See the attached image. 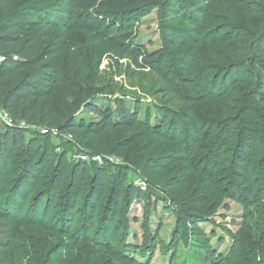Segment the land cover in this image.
I'll return each instance as SVG.
<instances>
[{
	"label": "rangeland",
	"instance_id": "1",
	"mask_svg": "<svg viewBox=\"0 0 264 264\" xmlns=\"http://www.w3.org/2000/svg\"><path fill=\"white\" fill-rule=\"evenodd\" d=\"M55 1L59 0H43L42 4ZM241 1L251 0H139L138 7L120 14L116 24L113 18L106 22L110 36L80 28L68 33L63 65L76 54L84 77L80 87L84 91L101 89L97 98L100 101L124 97L139 110L140 120L148 115V125L153 126L157 117L163 115L168 122L177 123V130L171 132L170 126L164 125L161 132L166 137L160 140L145 134L130 149L128 154L133 162L127 163L112 152L123 139L118 131L88 136L82 142L65 133L54 135V128L42 134L47 127L21 123L25 128L22 141L34 137L42 142L39 133L48 137L45 143L51 150L53 167L59 155H65V185L59 192L60 200L52 201L53 170L47 169L44 184L31 190L29 184L18 180L17 161L22 155L3 161L0 264L248 263L243 254L254 247L252 243L264 226V113L252 103L257 95L251 93V88L264 77L241 69V62L230 57V49L251 50L264 27V16L252 17L253 25L249 26L238 9ZM9 3L0 0V20L16 8ZM169 5L176 6L175 13L167 10ZM228 28L238 34L243 32L244 36L239 41L224 43L221 35ZM174 30L188 42L185 51L198 56L195 68L200 74V88L206 96L216 98L219 120L235 121V138L222 150L221 164L215 173L208 170L215 145L198 141L200 137H196L193 125L188 123L194 122L197 129H202L207 102L203 110L191 103L174 64L169 63L160 72L142 62L145 53L161 52L163 40ZM124 45L131 51L126 52ZM237 81L241 82L234 85ZM76 97L68 95V100ZM54 100L57 105L65 102L59 96ZM78 115L89 122L99 119L84 109ZM11 122L10 116L0 110V131ZM246 134L253 135L260 147V156L249 169L255 184V204L242 192L233 196L229 171L239 138ZM141 157L140 162H135ZM159 158L173 162L166 169L151 168L150 162ZM79 163L87 167L89 178L84 193L78 196V206L69 213L67 185L72 179V167ZM107 166L108 175L123 168L124 183L138 187L144 194L121 199L111 221L114 202L107 190L99 199L90 226L87 207L91 200L94 202L90 193L94 188L92 172ZM180 210L194 215L199 235L194 236V231L180 226ZM68 213L73 225L69 235L64 236ZM250 263L264 264V260L258 258Z\"/></svg>",
	"mask_w": 264,
	"mask_h": 264
},
{
	"label": "trees",
	"instance_id": "2",
	"mask_svg": "<svg viewBox=\"0 0 264 264\" xmlns=\"http://www.w3.org/2000/svg\"><path fill=\"white\" fill-rule=\"evenodd\" d=\"M8 1L9 6L16 8L9 16L0 20V110L7 113L12 122L3 132L0 131V180L3 176L1 173L3 161L12 159V156L22 155V159L17 161L20 166L18 180H22L23 185L29 184L31 190H34L44 184L47 169H51L53 170L51 200H60L59 192L65 185L63 178L66 170L65 155H59L57 165L53 167L54 162L50 159L52 153L45 143L48 137L39 133L42 142L34 137L22 141L25 128L21 123L25 124L24 126L47 127L48 130L54 128L59 134H68L82 142L88 136L118 131L123 135V139L118 141L112 152L127 163L133 162L128 154L130 149L145 134L160 140L166 137L161 132L164 125H169L171 132L177 130V123L168 122V117L163 115L157 117L153 126L148 125V115L140 120L139 110L133 108L132 103L125 101L124 97L100 101L97 98L101 89L89 88L84 91L80 87L84 77L81 76L76 54L70 56L68 65H63L62 56L71 30L77 28L95 30L99 34L110 36L111 33H106V22L113 18L116 24L120 14L138 7L139 0H59L46 5L42 4L43 0ZM169 6L167 10L175 13L176 6ZM238 9L243 14L245 23L253 25L252 17L264 16V0L238 2ZM58 30L61 32L54 35L53 33ZM243 36V32L238 34L228 28L221 35V40L228 43L239 41ZM47 40L50 42L46 43ZM187 45L188 42L178 31H171L163 40L161 52L145 53L142 62L160 72L165 71V66L169 63L174 64L181 75L180 80L191 103L203 110L207 102L202 129H197L194 122L188 123L193 125L196 137H200L198 141L203 140L206 144L215 145V149L211 151L212 164L208 168L210 172L215 173L221 164L222 150L235 138L233 131L235 121L219 120L215 113L216 98L211 97L212 95L206 96L200 88L201 78L195 68L198 56L185 51ZM124 47L126 52L131 51L125 45ZM230 57H235L237 62H241V69L264 77V27L257 35V44H254L251 50L239 52L231 48ZM92 82L94 83L95 79H92ZM239 82L241 81L233 84ZM251 93L257 95L252 103L256 104L258 111L264 113V79L251 88ZM68 95L77 97L69 101ZM57 96L62 97L65 102L57 105L54 100ZM80 109L98 116L99 119L95 122L85 121L78 115ZM259 156L260 147L255 137L250 134L241 135L229 168L233 181V196L236 197L237 192H242L243 197L252 204L257 201L253 195L255 184L250 177L249 169ZM139 160L141 161L142 157L135 162H140ZM172 162L171 159L159 158L149 165L151 168L161 170L166 169ZM108 167L94 168L92 172L94 188L90 193L94 197V202L91 200L87 207L90 226H93L99 199L107 190L113 195L114 202L111 221L114 220L115 210L121 199H133L144 194L138 187L124 183L123 168L119 167L114 175H108L106 169ZM72 168V179L67 185L71 201L69 213L78 206V196L84 193L89 178L87 167L80 166L79 163ZM21 200L23 203V195ZM69 213L65 217L64 236L69 235L73 225ZM177 219L180 220L182 228L194 231V236L199 235L192 213L180 210ZM260 231L259 238L254 239L252 243L254 247L243 254L248 261L247 264H251L252 260L255 262L258 258L264 260V248L261 250V247H264V226ZM74 242L77 244V241Z\"/></svg>",
	"mask_w": 264,
	"mask_h": 264
},
{
	"label": "built area",
	"instance_id": "3",
	"mask_svg": "<svg viewBox=\"0 0 264 264\" xmlns=\"http://www.w3.org/2000/svg\"><path fill=\"white\" fill-rule=\"evenodd\" d=\"M52 131V130H51ZM43 133L42 134H48V129L47 130H43L42 131ZM54 133V135L58 134V132L55 130V131H52ZM85 159V158H84Z\"/></svg>",
	"mask_w": 264,
	"mask_h": 264
}]
</instances>
